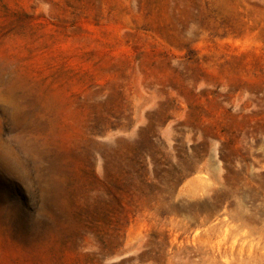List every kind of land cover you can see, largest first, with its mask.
<instances>
[{"label": "rangeland", "instance_id": "obj_1", "mask_svg": "<svg viewBox=\"0 0 264 264\" xmlns=\"http://www.w3.org/2000/svg\"><path fill=\"white\" fill-rule=\"evenodd\" d=\"M0 264H264V0H0Z\"/></svg>", "mask_w": 264, "mask_h": 264}]
</instances>
